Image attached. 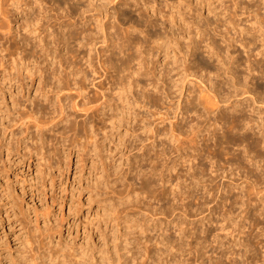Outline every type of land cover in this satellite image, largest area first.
Returning a JSON list of instances; mask_svg holds the SVG:
<instances>
[{"label": "rangeland", "instance_id": "374dc122", "mask_svg": "<svg viewBox=\"0 0 264 264\" xmlns=\"http://www.w3.org/2000/svg\"><path fill=\"white\" fill-rule=\"evenodd\" d=\"M41 1L39 8L50 16L48 33L57 39L66 5ZM108 1L104 9L115 13L111 21L120 35L134 31L144 43L134 48L141 57L134 68L141 60L143 73L150 68L143 79L150 83L148 96L140 104L120 102L125 107L118 113L108 109L117 114L116 127L102 124L96 146L71 131L60 133L62 128L46 133L50 164L36 155L30 160L19 145L27 135L21 122L32 119L18 121L11 104L6 113L0 105V144L11 131L16 135L8 141L16 142L11 162L0 148V264H207L208 256L226 251L229 240L257 239L264 141L258 147L255 125L264 121V0ZM144 2H156L159 16ZM159 37L167 42L165 52ZM166 69L171 73L157 89L154 81ZM31 131L40 132L36 124Z\"/></svg>", "mask_w": 264, "mask_h": 264}, {"label": "bare ground", "instance_id": "6f19581e", "mask_svg": "<svg viewBox=\"0 0 264 264\" xmlns=\"http://www.w3.org/2000/svg\"><path fill=\"white\" fill-rule=\"evenodd\" d=\"M93 1L91 2V0H63V1L61 0V2L65 3L66 7H64V14L62 13L64 20L63 22L60 23L61 28L59 24H57L58 27L61 29V37L57 36V39H56V36L54 35L55 34L57 35V33L55 34L51 32L48 33L50 27L48 28L47 25L49 23L48 19L50 16L47 15V8L46 7L39 8L41 7L40 5H42L44 2L42 3L41 0H0V31H1L0 32V72H1L0 74V101L2 103L0 105L2 106L5 105L6 109L4 111L6 113V110L9 111L8 105L11 104L10 106L12 109L10 110H14V113H16L18 121H23V119H28V118L32 119V121H29V122H21L22 125H25V128H26L25 132L27 135L22 138H19L18 140L19 145L21 146L22 150H24V152H28L27 154H29L28 156L30 157V160L33 157V155H36L40 163L45 162L46 164H50V162L48 163L46 159V157H48L46 156L47 149L45 146L47 144L46 142L48 141L47 140L48 138H46V135H47L46 133L52 130H55L56 134H59V128L63 129V131L60 133L67 134V132L71 131V133L73 132L72 134H74L76 137L82 136L84 138V141H86L84 143H86L87 145L89 143V145L91 146H96L97 141L95 140H97V138L95 137V135L97 136V130H99L100 128L101 129L103 128L102 124H104L106 121L108 122L110 121L109 123L112 124V127L113 126L116 127L114 125L115 124L114 120L117 114L116 113L114 114L112 113V115L108 114L109 112L108 109H111V110L113 109L118 113L120 111L119 109L122 110L123 107H125V106L120 107L121 103H124L125 101H127L129 104H131V101H132L133 103L136 102L137 104H140L142 103L144 99H146V96H148V91L146 90H147V86L150 83L149 84L146 83L147 85H145L144 84L145 81L143 83V79H145L144 77L147 78V76H149L150 68L147 70V72L144 71L143 73L142 68H140V66L142 65L141 63L142 60L139 62L141 64L139 68H134V62L138 60V58L139 59L141 58L139 57L140 50L136 49V51H134L135 50L134 48H137L136 46L140 45V43L142 42L141 39H139L140 40L139 42L137 37L133 35L134 31H132L133 33L127 32L125 33V35H120L121 33L119 32L118 27L115 25V23H113V21H111L112 19L111 14H113L114 12L111 13L104 9L110 4L109 1H108L109 3L108 2L105 3L107 0H101L102 5L100 6V8L94 6ZM113 1L115 0H112V2ZM125 1L123 2L125 3V5L131 4V6L132 5L137 6V0H125ZM33 3L37 5V9H35L36 5H34L35 8L32 6ZM147 3L148 2H146L145 4ZM155 3L154 4L148 3L147 6L153 7V9L149 8L153 10L152 11L153 13L151 12L150 13L153 15L155 14L156 17H158L159 15L156 14V10L158 8L155 9ZM122 5L123 4H121V6ZM119 6H120V2H119ZM119 8L117 7V9ZM103 9L105 10V12L103 11ZM139 11H142V10H139ZM145 11H148V8ZM147 13H145L144 15L146 16ZM76 16L80 22H77L78 20H76ZM15 25H16V28L14 31L13 27ZM164 29L167 30V28H164ZM198 34L199 32L197 33V35ZM52 36H54V39H52L54 41H51L50 39V37ZM160 37H159L158 45H159V50H161L162 52L164 51V48L167 42L166 43L165 41L160 42ZM152 38L154 39V37ZM74 43H77L78 45H80V47L78 46L76 50H74L75 48H73ZM188 43H190V41ZM189 45L190 44H188V48L191 47ZM55 46L57 48H55ZM193 49H197V48H193ZM137 50L139 51L137 52ZM73 51H77L76 53L74 52L76 54L75 56H73ZM53 52L56 53V56H54ZM218 53H220L219 50H218ZM60 55L62 56L61 58L63 60H60V62L54 61L57 59V56H60ZM151 55H148V56H151ZM249 60L250 59H248V61ZM252 63L256 64L254 62ZM170 71L171 70L167 71L166 69L165 72L163 71L162 75H160V77H158L157 79L152 74L154 78L156 79L154 83L156 82L155 87L157 89L161 90L160 87L156 86L159 83V81H162L163 85H165V79H167L168 78L167 76L170 75L171 73ZM90 86H92L95 89V91L93 90L94 92L91 91L92 87L89 90ZM114 90H118L120 92V94H117L119 95V97L113 94ZM54 93L57 94V97L53 95ZM127 93H131V95ZM168 93L169 92H167V94ZM213 93L217 94L215 92ZM211 98L212 97L209 98L207 103L210 102V104H212L213 100L210 101ZM213 99H214V104L218 103L217 102L218 100L216 101L214 96H213ZM203 100H204V97H203ZM205 105L206 104H204V106ZM207 105L209 107L211 106L209 104ZM4 114L0 116L4 118ZM35 115H39V117H35ZM33 124H36V126H38V129L40 130L39 134L36 136L34 135L36 132L34 133L32 132L33 130L31 131V127L33 126ZM256 124L257 125L254 124L256 128L257 126L259 128V131L256 132V142H257L256 144L259 147L260 144L264 141L263 140L264 139V121L261 119V121H258V123ZM252 125L251 127H253ZM57 130H58V133H57ZM9 135L10 136L8 139L10 141H13L14 137L16 136L15 133L11 131ZM94 137L96 138L95 140H93ZM9 140H7V142L5 141L6 143L3 141L0 144L1 145L0 148L2 147V149H4L6 153L5 161L9 160L11 162V157L14 154L13 146H15L14 144L16 142L13 144L11 142H8ZM75 153L74 155H76ZM79 154L81 153H78L79 160L81 161L83 156ZM72 156H73V151L72 152L70 151L68 157L72 158ZM258 157H260L261 159V156H258ZM40 163L38 164L41 165ZM42 165L39 166L41 167L39 168V170H41L42 167H44ZM49 166L50 165H48L47 167L49 168ZM83 166H85L84 163H83ZM67 168L61 166L60 169L62 170V172H64L66 169L69 170V166ZM260 170L261 171L259 172V176H258V180H259L258 184L260 185V188L258 191L259 205L257 207V219H256L259 225L257 227L260 228L259 229L260 231H258L259 233H258L257 239L251 240V239L245 238L243 240L242 239L229 240L225 245L226 251H224V253L222 252L223 254L222 255L220 254L221 256H218L219 254L216 255L217 253L215 254L212 252L213 254L208 256L207 264H264V186H263L264 176L262 174L263 172L262 169ZM46 171L47 170L44 169V172ZM42 172H43V169H42ZM53 180H55V178ZM36 216L38 217V215ZM36 222H39L38 218ZM236 247L243 248L245 251L242 250V252L244 253L241 254V253H237L236 251H234L233 249Z\"/></svg>", "mask_w": 264, "mask_h": 264}]
</instances>
